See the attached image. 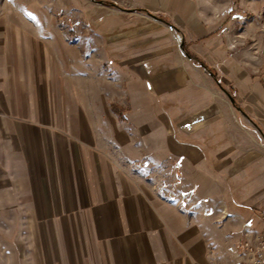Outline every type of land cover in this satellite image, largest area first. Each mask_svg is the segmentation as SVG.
Instances as JSON below:
<instances>
[{"label":"crops","instance_id":"obj_1","mask_svg":"<svg viewBox=\"0 0 264 264\" xmlns=\"http://www.w3.org/2000/svg\"><path fill=\"white\" fill-rule=\"evenodd\" d=\"M115 1L111 7L126 12L129 19L109 29L100 25L99 32L110 39L102 51L103 63L123 75L132 94L143 91L141 84L147 83L146 93L158 111L175 102L182 104L178 114L183 122L189 113L208 112L206 101L212 96L204 93V101H198L202 91H191L189 83L216 77L224 73L225 65L233 71L235 62L229 61L224 32L229 18H211L203 0H124L130 9ZM12 33L7 36V29L0 27V206L9 201V194H29L28 200L19 197V201L35 210L70 211L68 224L81 214L78 224L93 231L88 228L85 240L80 238L83 245L74 253V264H238L236 254L246 236L262 228L261 143L247 152L245 144H233L224 131L216 137L213 121L207 127L210 131L204 130L200 137L179 132L174 144L162 141L164 153L157 159L172 157L177 176L188 173L198 188L206 186L208 230L183 235L187 220L179 205L182 188L173 187L171 200L164 189L154 193L123 176L117 150L135 156L132 140L112 132L116 122L109 126V137L103 138L101 131L108 132L103 117H90L104 113L112 119L108 110L83 106L82 138L54 137L58 126L70 130V109L36 104L38 70L30 59L37 52ZM45 89L50 92L46 96L53 95V84ZM130 112L126 109V120ZM219 222L222 226L215 225Z\"/></svg>","mask_w":264,"mask_h":264},{"label":"rangeland","instance_id":"obj_2","mask_svg":"<svg viewBox=\"0 0 264 264\" xmlns=\"http://www.w3.org/2000/svg\"><path fill=\"white\" fill-rule=\"evenodd\" d=\"M110 1L0 0V27L7 29V36L13 31L37 52V57L30 59L38 70L36 104L39 107L52 105L70 109V130H62L58 126L54 128V137L68 136L71 141H78L83 131L80 123L84 121V115L79 113L81 107L105 108L112 119L104 113L90 114L96 120L103 117L102 122L108 127V132L101 131V136L107 139L111 131L109 126L116 122V131L112 132H116L119 138L129 136L138 157H130L119 148L118 170L134 186H148L154 193L164 189L167 199L173 200V187H181L179 205L187 220L182 226L183 235L206 234L209 221L207 206H210L204 191L206 186L198 188L188 173L177 176L173 172L172 157L159 161L157 155L164 153V139L174 144L179 132L191 138L200 137L213 121L216 137L220 138L224 131L233 144H245L247 152L260 142L264 156V0H203L211 18L221 21L229 18L224 32L229 40V61H234L235 67L232 71L225 65L224 73L189 83L191 91H202L198 101H204V93L212 97L206 101L210 106L208 112L189 113L184 122L178 114L182 104L175 102L169 104L166 111H158L153 97L146 93L147 83L141 84L143 91L137 90L132 94L123 75L116 74L111 70L114 67L103 63L102 51L110 39L109 35L99 32L100 25L109 29L111 25L115 27L129 19L126 12L111 7L116 6L115 0ZM116 3L130 9L124 0ZM133 19L139 21L141 18ZM51 84L53 95L46 96L48 90L45 87ZM189 104L191 106L193 102ZM113 106L124 111L130 109L127 120L124 114V120H121L114 113ZM145 108L153 111L152 114L142 112ZM40 116L45 117L44 114ZM58 118L61 120V115ZM171 146L172 153L174 147ZM221 188L219 185L217 192ZM29 196L9 194V201H2L0 264H74L77 261L74 253L83 245L80 240H85V235L93 231L92 227L78 224L77 217L82 218L81 214L74 215V224L72 220L68 224L70 211L35 210L23 200L19 201L20 198L28 200ZM194 224L197 226L195 229ZM221 224L215 223L217 226Z\"/></svg>","mask_w":264,"mask_h":264},{"label":"built area","instance_id":"obj_3","mask_svg":"<svg viewBox=\"0 0 264 264\" xmlns=\"http://www.w3.org/2000/svg\"><path fill=\"white\" fill-rule=\"evenodd\" d=\"M262 228L256 233H249L236 254L238 264H264V213Z\"/></svg>","mask_w":264,"mask_h":264},{"label":"trees","instance_id":"obj_4","mask_svg":"<svg viewBox=\"0 0 264 264\" xmlns=\"http://www.w3.org/2000/svg\"><path fill=\"white\" fill-rule=\"evenodd\" d=\"M112 109H113L114 113H116L120 117L121 120H124L123 114L125 111L123 109L118 108L117 106H113Z\"/></svg>","mask_w":264,"mask_h":264},{"label":"water","instance_id":"obj_5","mask_svg":"<svg viewBox=\"0 0 264 264\" xmlns=\"http://www.w3.org/2000/svg\"><path fill=\"white\" fill-rule=\"evenodd\" d=\"M229 97H230L231 101L234 102L233 98L231 96H229Z\"/></svg>","mask_w":264,"mask_h":264}]
</instances>
